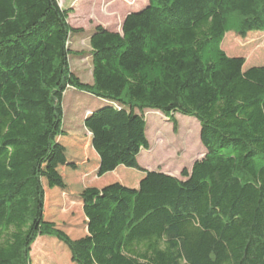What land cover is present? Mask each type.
I'll return each instance as SVG.
<instances>
[{
  "label": "trees",
  "instance_id": "obj_1",
  "mask_svg": "<svg viewBox=\"0 0 264 264\" xmlns=\"http://www.w3.org/2000/svg\"><path fill=\"white\" fill-rule=\"evenodd\" d=\"M147 1L120 31L94 27L87 82L70 64L72 9L0 0V264H32L42 236L73 264H264V65L244 69L221 48L229 32L264 33V0ZM69 88L102 102L83 119L98 177L142 172L136 187L111 183L85 200L76 239L44 216L43 180L62 186L48 162L63 152ZM147 110L174 131L177 113L199 122L205 152L179 176L138 163Z\"/></svg>",
  "mask_w": 264,
  "mask_h": 264
},
{
  "label": "rangeland",
  "instance_id": "obj_2",
  "mask_svg": "<svg viewBox=\"0 0 264 264\" xmlns=\"http://www.w3.org/2000/svg\"><path fill=\"white\" fill-rule=\"evenodd\" d=\"M61 7L72 9L69 24L80 33H75L70 48L79 56L70 60L73 71L82 80L91 81V62L88 56V36L100 25L108 30L120 31L129 12L145 7L147 0H58ZM221 48L228 56L245 58L244 69L264 65V33L250 32L245 37L229 32ZM82 52V53H81ZM102 105L100 99L89 93L69 88L62 99L63 129L67 133L59 139L63 152H56L49 161L48 171L61 183L56 187L43 180L45 188V219L66 232L72 239L86 234V220L82 211L85 200L96 190L111 183L136 187L142 172L119 166L114 171L97 175L99 159L91 147L89 133L83 127L87 111ZM150 149L143 150L137 160L148 170H161L179 176L183 168L190 169L193 162L205 152L199 140L200 125L193 118L175 114L177 130L160 113L147 110L144 113ZM56 156V157H55ZM32 264H73L64 245L53 237H39L31 248Z\"/></svg>",
  "mask_w": 264,
  "mask_h": 264
},
{
  "label": "crops",
  "instance_id": "obj_3",
  "mask_svg": "<svg viewBox=\"0 0 264 264\" xmlns=\"http://www.w3.org/2000/svg\"><path fill=\"white\" fill-rule=\"evenodd\" d=\"M141 176H142V175H141ZM141 176H140V179H141ZM140 179H139V180H140ZM138 182H139V181H138ZM137 185H138V184H137ZM137 185H136V186H137Z\"/></svg>",
  "mask_w": 264,
  "mask_h": 264
}]
</instances>
